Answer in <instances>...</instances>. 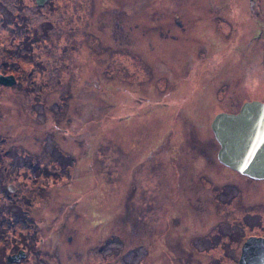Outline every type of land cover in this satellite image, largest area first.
Masks as SVG:
<instances>
[{"label": "rangeland", "instance_id": "obj_1", "mask_svg": "<svg viewBox=\"0 0 264 264\" xmlns=\"http://www.w3.org/2000/svg\"><path fill=\"white\" fill-rule=\"evenodd\" d=\"M149 1L49 0L48 4L39 7L31 0L25 5L21 0H0V74L15 73L24 81V74L35 71L31 78L43 81L46 80L45 72L55 69L52 61H59L56 65L67 70L69 65V72L59 74V88L40 87L38 97L42 98V108L37 109V126L32 125L20 109L21 100L29 102L34 93H24L25 87L20 86L18 96L14 90H5L0 85V159L11 156L13 160L16 156L21 163L22 159L28 160L37 154L39 159L62 158L64 168L57 183L69 189L71 198L74 192L80 197L90 193L104 196L86 204L90 211L78 209L86 214L85 222L80 224V237L84 239V234L85 241L78 240L68 247L67 238H63L74 232L59 234L62 241H66L58 248L59 264H176L170 254L176 257L179 254L168 249V239L174 244L180 242L183 248H188L189 244L201 252L207 245L200 242L199 236L211 228L212 222L208 216H198L200 214L193 212L195 207L189 205V198L194 197L196 191L190 190V183L193 186L197 177L207 191L234 195L249 192L253 197L256 193L261 198L257 203L264 202V184H248L243 176L217 163L207 167L214 160L202 158L203 149L207 147L210 151L212 142H216L210 128L215 114L226 112L233 102H244L264 92V0H254L255 5L253 0H207L210 3L204 5V19L217 16L215 18H224L227 23L223 22L225 25L217 28L218 20L212 18L200 29L193 26L190 18L202 19L192 12V6L203 4L204 0H187V13L178 12L187 27L184 39H189L184 43L190 49H187L186 61L174 66V70L114 66L118 62H114L113 55L117 50L112 37L124 28L136 34L123 45L163 47V39L155 37L149 26L160 13H154V9L144 12V6L141 8V4ZM171 1L174 0L163 5H170ZM211 2L216 3L215 7H210ZM163 10L165 15L161 17H166L165 21L173 20L171 16L177 14L170 6ZM165 21L159 22V27H163ZM39 23L40 27L37 26ZM260 27H263V33ZM254 31L261 38L255 36ZM35 34L39 39L34 38ZM67 36L71 41L66 39ZM99 37L103 38L101 45ZM24 38L37 42L33 44L36 53L31 54L34 63L48 65L42 75H38L36 69L24 67L27 62L14 64L15 57L21 54ZM169 47L171 58L176 57L179 46L170 44ZM67 48L75 50L66 58L67 63H63L59 57H66L67 51H64ZM94 49L99 53L102 49L111 65L101 67L107 61L94 55ZM68 79L74 82V96L67 104L65 120L59 117L60 122L64 121L61 126L68 130V137L65 133L64 138L63 128L55 130L45 108L54 110L58 100H65ZM145 120L149 123L144 125ZM171 133L172 147L183 143L182 147L187 151L192 144L200 149L192 152L190 157L185 152L179 155L173 151L170 161L164 158L167 169L156 162L150 164L151 167H141L140 158L156 151ZM35 138L45 139L47 152L37 150L39 143L36 148L27 149L26 145L35 144ZM53 141L67 150L58 146L52 153L49 147ZM7 144L11 146L9 152L3 151ZM12 145L23 146L26 151L13 149ZM94 160L99 161L97 168L105 174L107 185L103 182L101 187L95 173H91ZM177 160L184 164L180 171L185 177L181 178L184 184L176 183V180L174 183ZM154 165L157 167L152 170ZM138 168L143 169L134 177ZM136 182L140 192L152 193L146 209L138 211L139 218L135 213L126 215L123 207L124 199L128 192L134 191ZM253 205L246 203L244 213L256 212L264 218V209H251ZM222 207L239 206L225 204ZM74 219L71 218L70 225L77 223ZM153 220L156 221L154 226L150 223ZM137 222L140 226L136 230ZM196 236L198 238L194 239ZM165 255L166 261H157L158 258L163 260Z\"/></svg>", "mask_w": 264, "mask_h": 264}, {"label": "flooded vegetation", "instance_id": "obj_2", "mask_svg": "<svg viewBox=\"0 0 264 264\" xmlns=\"http://www.w3.org/2000/svg\"><path fill=\"white\" fill-rule=\"evenodd\" d=\"M29 1L30 0H21V3L22 5H25V2ZM167 1L168 0H151L141 4V8L144 6V12L154 9V13H160L159 18H156L155 20L157 22L155 23V21H152L149 26L151 27L150 32L155 37L163 39V47L150 46L148 48H136L131 45H123L128 43L132 36L136 34L127 32L124 28L123 31L121 30L116 32V34H114L112 37V39L116 41L115 49L117 50L116 52V50L111 47L112 51L114 49L116 52L113 55L114 62H118L115 63L114 66H140L144 68L157 67L159 69L174 70V66L181 65L187 55V49H189L188 47H185L184 43L189 42V39H184V35L187 32V27H185V22L178 12L181 11V13H187V6H185V2L187 0H179V6L177 5V0L171 1L170 5H163ZM31 2L35 4V6L40 7L48 4L49 0H31ZM205 3H210V1L204 0V3L201 5L196 3L192 6V12H194L196 16L202 18H190L193 26L196 29L206 27L203 26V23H209L212 18L217 17L214 16L204 19L203 9L205 8ZM253 4L255 5L254 0ZM215 5V2H211L210 7H215ZM166 6H170L171 10L173 11L177 10L175 11L177 14L171 16L173 20L165 21L164 19H166V17H161L165 15V13H163V9ZM215 19L218 20L217 28H222V26L225 25L223 22L227 23L226 19L224 18L218 17ZM163 21H165L164 26L159 27L158 24L161 26V23L159 22ZM37 26L40 27V23ZM256 26L258 25L256 24ZM153 29L159 30L152 31ZM260 29L263 33V27H260ZM217 33L221 35L224 34V32ZM36 34L34 35V38ZM254 34L255 36L261 38L258 32L254 31ZM35 39H39V36L37 35V38ZM66 39L71 41L69 36H67ZM98 39L99 45H101L103 38L99 37ZM120 39H122V42H120ZM36 43L37 42L33 41V39L29 40L24 38L23 42L21 43V54L15 57L16 59L14 60V64H16L17 61H19L17 64L22 63V65L27 62L24 64V67L32 70L36 69L39 71L38 75H42L43 70L47 69L48 65H38L37 63L33 62L34 59L31 53H36L33 52V44ZM120 43H122V46ZM170 44L179 46L178 54L174 58H171L169 54ZM69 48L64 51V53L67 51L66 54H64L66 55L65 58L59 57L60 59L64 60L63 63H67L66 58L74 53L75 49ZM102 49H104V47H102ZM102 49L100 51L101 53L94 49V55L104 57L102 61H107L106 64L101 65V67L104 68L108 67V65H111V61L109 60L108 55L103 53ZM202 49L204 50V45H202ZM61 53L62 52H60V55ZM109 55H112V53ZM58 62L59 61H52V63L55 64V69H53L51 72L49 70L45 72L44 78H46V80L43 81L31 78L35 71H28L26 74H24V81L19 79L20 75L16 74L17 76H15V73L11 74L10 72L9 74H0L2 77L14 78V84L11 86H5L0 83L3 89L14 90L15 94L20 96L21 86L25 87L24 93L28 91L34 93V95L31 96V100L29 102L21 100L22 104L20 108L23 110L24 116L32 125H38L37 121L39 118V112L37 109L42 108V98L38 97L40 87L43 88L45 85H52V87L59 88V85H61V80L58 79L60 72H69V65H67V70L63 66L56 65ZM168 62H170L172 65H170ZM66 84L67 90L65 97H63L65 100H58L54 110L47 109V107L45 108V111H48V115L55 130H58V128H63L61 125L64 123V121L60 122L59 117L65 120L67 104L69 103L71 97L74 96V90H72L74 82H72L71 79H68ZM250 96H252V94H250ZM260 96H264V92H261L259 95H256L253 98L250 97L248 98L249 100H245L244 102L240 100L239 103L233 102L232 106H230V108H228V110L224 113L236 115L246 104H264V97L259 98ZM21 97L23 98V96ZM13 99L15 101H19L16 97ZM63 104L66 106H63ZM221 113L223 112L216 113L215 117ZM178 119L180 122H182L181 116H178ZM143 123L145 125L146 123H149V121L145 120ZM210 128L212 130L211 124ZM65 133L68 137V130L63 128L64 135L62 136H65ZM172 135L173 134L171 133L156 151L148 153L140 158L142 164L141 167H151L150 164L156 162L159 166H165L163 169H167V162L164 161V158L170 161L173 151H175L177 154L179 153V155L185 152L187 157H190L192 152L200 149V147L196 144H192L191 148L187 151L186 148L182 147L183 143L172 147V140L170 138ZM66 136L64 138H66ZM35 139V144L32 146L26 145L27 149L32 150V148H36L38 145L37 150L47 152L48 147L46 145L45 139ZM174 139L175 137L173 140ZM214 139L216 142H212L210 151L207 149V147H205L202 151L204 153L202 154L203 159L206 157L210 160H214L212 164L208 165L207 167H214V163H217L220 165V167L222 166L227 170L243 176L248 184H251L252 182L256 184H264V173H262V178H254L253 176L242 175L236 170L222 164L219 161L221 146L215 136ZM36 143L39 144L36 145ZM141 145L142 143L139 145V152L142 148ZM58 146L61 147V144L53 141L49 147V150L53 153V150L57 149ZM10 147L11 146H8L7 144V147L3 151L9 152ZM12 148L26 151V149L20 145H12ZM61 148L63 150H67L63 147ZM31 156V159H22L21 163L16 156H14L13 160L11 156H5L0 159V264H59V247L64 246L66 241L68 247L74 246L75 242L78 240L85 241L86 236H84V234H82L84 239L80 237V231L82 229L80 224L85 222V219L83 218L86 216V214L83 212H78V209L80 208L85 212L90 211L91 209L87 208L86 204L92 199L104 197L101 193L99 195L90 193L84 197H80L76 196L74 192V195H72L71 198L67 192L69 189L60 187L57 183L58 176L64 168V164L61 163L65 160L60 158V161L57 159H49L48 157L47 159H39L37 158L38 154ZM177 161L178 164L175 162V169L178 170V172L174 169V183L176 180V183L184 184L181 178L183 177V179H185V177L182 173H180L184 164H181L180 160ZM98 163L99 161L94 160L95 166L93 165V171L91 173H95L96 178L101 182L102 187L103 182L105 185H107V181L105 179V174L102 173L99 168H97L99 165ZM156 167L157 166L154 165L152 170H155ZM195 168L196 167L193 168V171ZM141 169L134 172V177L141 171ZM262 172H264V162ZM152 175L153 173L150 175V178H152ZM193 175L196 176L195 172ZM172 179L173 177L171 180ZM188 183L190 182H186L185 184ZM134 185V191L128 192L126 199H124L125 203L123 207L126 209V215L130 216L134 215L135 213V215L138 217V211L146 209L145 206L149 204L147 199H149V196L152 193L146 195L145 193L139 191L140 188L137 182L134 183ZM259 186L260 185L257 187ZM191 189L196 190L193 192L194 197L189 198L190 207H195L193 212H196L197 215L200 214L198 216H208L209 220L212 222L211 228L208 230L206 229V232L199 236L200 242L207 245V247L202 249L201 252H198L192 249V246L189 244L187 245L188 248H183V244L180 242L174 244L170 239H168V249L175 255L179 254L178 257L170 254L172 260L175 261L176 264H240L242 256L244 253H246L244 252V249L247 242L251 239L264 240V218L261 215H258L256 212L244 213L246 211L245 205L246 203L254 204L251 209H256L258 207H262V209H264V202L257 203L259 200H261V198H259V195L256 193H254L253 197L249 192H237L234 195L232 193H225L224 191L219 193L207 191L203 188V185L199 181L198 177L195 178L193 186L190 183V190ZM86 197H89V199H86ZM74 199L77 201H74ZM194 199L196 201H194ZM129 200H131V203ZM156 200L157 199L153 197V201L156 202ZM226 200H228L227 203L225 202ZM225 204L228 206H234L237 204L239 207L228 209L222 207ZM151 209L152 208L149 210ZM72 217H75L74 222H77L74 225H70V220ZM150 223L152 226H154L156 221L153 220L150 221ZM76 225H78V227H76ZM139 226L140 224L137 222L135 229L137 230ZM64 231L67 233L71 231L74 232V234H72V236L66 235L63 238H67L66 241H62V239L59 237V234ZM57 233L58 241L56 240ZM197 238L198 236H196L194 239ZM152 242H154V240ZM151 245L153 247L155 246L153 244ZM167 258L168 257L165 255L163 260L158 258L157 261L164 262L167 260ZM245 261L264 263V245L262 247H250L247 252V256L245 257Z\"/></svg>", "mask_w": 264, "mask_h": 264}, {"label": "water", "instance_id": "obj_3", "mask_svg": "<svg viewBox=\"0 0 264 264\" xmlns=\"http://www.w3.org/2000/svg\"><path fill=\"white\" fill-rule=\"evenodd\" d=\"M5 86L14 84L13 77L0 76ZM213 132L221 150L219 160L222 164L246 176L262 178L264 162V104H246L239 114H219L212 124ZM263 239L247 242L240 264H264L245 261L250 247H262Z\"/></svg>", "mask_w": 264, "mask_h": 264}]
</instances>
